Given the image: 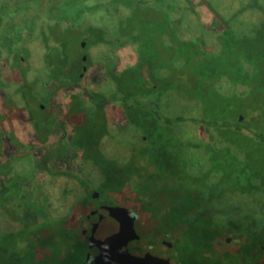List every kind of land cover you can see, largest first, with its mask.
<instances>
[{
  "label": "flooded vegetation",
  "instance_id": "af4514ba",
  "mask_svg": "<svg viewBox=\"0 0 264 264\" xmlns=\"http://www.w3.org/2000/svg\"><path fill=\"white\" fill-rule=\"evenodd\" d=\"M72 42L59 47L55 87L42 88L44 96L35 99L39 118L30 109L28 78L21 86L17 77L15 89H23L14 95L19 94L21 105L12 95L13 100L0 109L4 166L0 171L21 170L26 179L27 163L34 161L40 176L55 182L63 198L55 197L53 212L77 231L75 240L82 249L77 264H146L157 256L169 264H264L263 225L249 220V213L258 210L253 197L225 185L211 203L192 187L196 185L192 177H199L198 183L204 186L209 167L204 129L191 120L192 114H200L199 103L184 101L176 107L168 91L160 100L142 91L125 100L116 92L114 76L130 75L136 64L134 48L108 46L109 51L99 58L92 50L100 44L87 46L80 41L79 71L74 74ZM123 53L130 54L129 63ZM21 69L27 76L28 68L22 65ZM143 73L140 69L138 77L140 87L146 89L147 74ZM227 88L221 91H237ZM86 89L94 93H79ZM126 101L136 107L133 122L126 117L132 113L125 110ZM15 174L20 177L18 171ZM209 177V182H217L220 173ZM19 193L16 201L24 204L26 199ZM1 209L6 216L0 214V230L10 227L5 220L22 223L13 210ZM175 211L181 220L171 216ZM194 213L201 215L199 224L213 232L212 238L191 240L189 228L197 223L188 219ZM92 238V254L86 261ZM195 240L202 242L201 249L191 245ZM37 264L53 263L42 259Z\"/></svg>",
  "mask_w": 264,
  "mask_h": 264
},
{
  "label": "trees",
  "instance_id": "16d2710c",
  "mask_svg": "<svg viewBox=\"0 0 264 264\" xmlns=\"http://www.w3.org/2000/svg\"><path fill=\"white\" fill-rule=\"evenodd\" d=\"M169 1L133 3L111 34V29L89 25L81 33L80 41L88 39V46L100 44L134 48L136 64L131 67L130 75L114 76L116 92L125 95V100L140 91L160 100V96L168 91L173 94L176 103L193 100L199 103L200 114H192L191 120L204 129L205 156L209 167L205 171L204 186L198 183L201 181L199 177H190L196 181L192 187L206 202L211 203L217 197L220 186L227 185L250 194L258 210L249 213V220L262 224L264 230V0H241L227 16L219 11L218 3L199 0L209 8L218 32L210 37L201 33L187 38L180 34L183 30L181 20L187 15L184 11L183 16L171 18L165 9ZM188 2L192 7L189 13L194 24L202 22L198 13L193 11L195 5L190 0ZM135 23L138 26L143 23L148 25L136 28ZM195 25L193 28H196ZM36 28L47 51L42 61V69L46 73L29 81V86L32 89V85L35 87L39 83L43 89L53 88L60 71L57 66L59 47L67 46L73 40L70 37L73 36V29L61 30L57 22L47 19L39 20ZM18 54L13 57L12 63L15 65L13 69L21 73L18 79L22 86L27 83L21 66L28 61L23 53ZM140 69L147 74L146 89L140 87ZM225 86H232L237 91L223 93L221 89ZM79 93L94 92L86 89ZM30 99L35 100L33 96ZM135 108L134 104L130 106L126 101L125 110L132 112L126 117L132 122ZM240 116L242 119H239ZM179 120L174 117L175 122ZM213 172L220 173L217 182L208 181ZM171 216L180 220L183 218L176 211ZM189 216H194L188 219L190 223H197L189 228L191 240L196 238L204 242L213 237L212 231L199 224L201 215L194 213ZM58 223L63 228L59 243L48 246L52 240L49 237L42 241V246L31 247L24 254L9 251L12 243L3 237L0 264H37L42 259L53 264H77L82 254L79 243L70 245L72 237L68 221L58 220ZM48 224L44 223L42 227ZM191 245L195 250L203 246L196 240Z\"/></svg>",
  "mask_w": 264,
  "mask_h": 264
},
{
  "label": "rangeland",
  "instance_id": "374dc122",
  "mask_svg": "<svg viewBox=\"0 0 264 264\" xmlns=\"http://www.w3.org/2000/svg\"><path fill=\"white\" fill-rule=\"evenodd\" d=\"M150 0H0V109L1 106L8 105V99L13 100L15 91L22 90V87H16V79L18 74L12 67V60L15 55L24 54L27 57L28 68L27 78L28 81L35 79L37 75L45 74L42 69L43 56L47 53L45 45L39 38V31L37 30V23L41 19H47L57 22L58 28L63 30L71 28L73 39L72 44L69 47V53L71 55L70 61L75 66L74 74L78 73L79 69V43L81 33L85 27L89 25L101 27L104 29H115L117 22L125 15L126 9L133 3H149ZM192 1L193 11H196L199 15L198 19L202 22L196 25L193 22V17L189 12L192 11V7L188 4V0H175L169 1V5H165V9L168 11L171 18H179L183 16L185 11L186 17L182 19L183 30L180 34L184 37L190 35H198L203 33L207 37L214 36L218 32L217 24L214 23V19L211 18L209 8L200 3L199 0ZM215 1V2H214ZM241 0H212V3H218V9L225 16L229 11H233L238 7V3ZM146 23L142 26H135L136 28L145 27ZM195 25L196 28H193ZM206 28H205V27ZM77 28V29H75ZM206 31H205V30ZM78 40V43L77 41ZM87 46L89 40H83ZM27 42V44H26ZM82 42V40H81ZM21 50V51H20ZM108 46L98 45L92 50L95 57H101L104 53H107ZM122 55H126L123 53ZM127 63L131 61L130 54L124 57ZM98 63V62H97ZM104 63V62H102ZM127 65V64H126ZM120 67H123L122 65ZM96 70V69H95ZM105 70V68H102ZM16 72V75L13 73ZM31 84V82H30ZM106 89V86H103ZM31 89V87H30ZM32 94L35 99L44 96L45 91L42 90L41 84H37L35 87L32 85ZM223 91L228 90L227 87L222 88ZM48 94V93H47ZM50 94V93H49ZM12 96V97H11ZM14 99L18 100L17 103L21 105L19 94L14 95ZM47 100V98H44ZM175 100V99H174ZM30 99V109L38 112V102ZM174 106L178 107L176 100L173 102ZM17 104V105H18ZM181 104V103H178ZM184 110V109H183ZM187 110V109H185ZM192 112L191 109H189ZM41 115V114H40ZM39 112L37 118L40 117ZM19 157L18 164L21 165L22 160ZM5 164V163H4ZM28 177L22 178L21 170H17L20 177L15 174L16 171H9L5 168L4 171H0V214L6 216L1 207L13 210L16 215L22 220V223H7L8 229L0 230V243L8 239L10 241L9 251L14 254H24L31 247H39L43 245L45 239H50L48 246L59 243L61 239L62 224L58 223L65 221L64 216L55 214L53 211L57 210L55 197L63 198V193L58 192L54 181H45L38 170L37 163L30 161L28 165ZM3 162L0 161V168H3ZM15 167V166H14ZM20 167V166H16ZM43 173V172H41ZM9 178H4V176ZM15 175V176H14ZM18 178V179H17ZM21 191L26 199L24 204L16 201L17 195ZM65 196V195H64ZM3 199V201H2ZM20 210L21 213L18 211ZM11 214V212H9ZM67 218V217H66ZM74 221V218L70 220V223ZM48 224L45 228L42 227L45 223ZM160 225V222H157ZM69 224V223H68ZM11 230V231H10ZM70 245L76 246L75 240L77 231L70 229ZM80 246V244H79ZM81 249V248H80ZM82 250V249H81ZM20 256V255H19Z\"/></svg>",
  "mask_w": 264,
  "mask_h": 264
},
{
  "label": "water",
  "instance_id": "95a60500",
  "mask_svg": "<svg viewBox=\"0 0 264 264\" xmlns=\"http://www.w3.org/2000/svg\"><path fill=\"white\" fill-rule=\"evenodd\" d=\"M81 45L83 46L84 43H81ZM93 239L94 238H92L88 244V251L86 253V259H85L86 261L90 260L96 236H95V239L94 240ZM146 264H169V263L167 261L161 259L159 256H157V258L150 259Z\"/></svg>",
  "mask_w": 264,
  "mask_h": 264
}]
</instances>
